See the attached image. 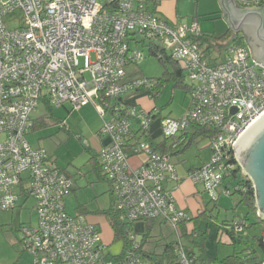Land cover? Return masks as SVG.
Returning a JSON list of instances; mask_svg holds the SVG:
<instances>
[{"label": "built area", "instance_id": "obj_1", "mask_svg": "<svg viewBox=\"0 0 264 264\" xmlns=\"http://www.w3.org/2000/svg\"><path fill=\"white\" fill-rule=\"evenodd\" d=\"M154 1L160 0H0V213L15 209L21 197L33 200L36 225L19 228L29 264H148L134 235L123 254L111 256L96 225L65 211L72 180L26 140L40 104L80 110L100 101L98 162L111 188V207L129 223L151 220L170 227L174 264H195L178 230L191 217L174 203L181 179L172 156L149 144L157 142L152 127L157 124L172 149L191 128L218 131L204 139L208 161L189 170L186 179L201 185L211 202L230 195L224 182L237 167L234 147L264 114V66L245 42L231 41L224 58L212 65L193 42L197 23L169 24L151 10ZM233 1L241 8H264V0ZM132 41L159 45L187 73L190 101L182 117L160 118L158 108L145 110L124 99L154 85L127 75L142 58ZM140 155L144 159L132 167L131 158ZM243 224L234 222L235 232Z\"/></svg>", "mask_w": 264, "mask_h": 264}, {"label": "rangeland", "instance_id": "obj_2", "mask_svg": "<svg viewBox=\"0 0 264 264\" xmlns=\"http://www.w3.org/2000/svg\"><path fill=\"white\" fill-rule=\"evenodd\" d=\"M192 21L197 22L198 33L200 34L215 33V35L218 36L220 33H223L225 21L219 16V14L213 16H199L194 20L184 19L182 23L190 24ZM168 23L171 25L174 24L173 22ZM142 39L143 38L139 35L138 40ZM130 46L133 49L141 51L142 58L137 62V64L126 69L127 75H131V77L135 76L146 78L149 80L165 77L164 79H166V82L161 89V94L155 100L150 99L147 92H137L135 94L131 93L126 95L124 99L130 104H137L139 107H143L145 110H149L152 107L159 108L160 118L178 119L182 117L188 108L190 92H187L182 87L176 86L173 80L168 79L169 76H165L166 74L171 75L173 72L171 64L167 63L164 66L156 57L151 56L148 51L147 42L144 44H137L132 41ZM224 54L225 52L223 50L212 51L211 56L212 58L217 59L224 56ZM80 65H82V59H80ZM183 76L185 83L190 84V79L186 72H183ZM138 100H141L142 103L138 102ZM65 107L68 108L69 112H66ZM102 108V104L99 100H93V102L87 107L81 108L82 110L71 109L70 105L50 109L45 104H41L33 116L36 118H42L45 121V125L42 130L29 134L30 136H28L27 139L34 147H37V139H42L43 142H45V145L48 144L50 148H53L54 146L57 149V154L53 158H58L59 161L66 163L70 157L77 155L80 151H82V145L86 142L85 138H89L91 136V131H94L93 133L95 135L97 131V133H99V130L103 125V120L99 115L98 109ZM107 118L108 116L106 115L105 119ZM61 129H68L72 133V136L68 137L67 141H64V138L62 137L64 134ZM155 129L156 126H153L151 129L153 131V139L160 142L163 140V136L160 131ZM200 141V138L195 139L185 155L180 157L172 156L173 162L178 163V167H180L182 163H179V161L183 158L185 160L184 163L187 164L191 161H195V156L199 153L201 154V158H204L207 154L209 155L206 148H202L201 150L199 149L200 147H198L196 142ZM135 159H144V156L140 155ZM234 183L235 182L231 183V187ZM77 184L80 187V190L78 191L80 199L88 205V208L90 209L89 211H107L110 209L112 201L110 200L107 192V185L105 183H96L94 176L88 175L86 178L78 179ZM205 196L208 198L206 194ZM74 205L76 206V202L74 200L73 193L71 192L64 198V206L65 211L72 216L76 215ZM226 205L229 209L232 206L230 202ZM32 206V200H28L24 202L22 211L15 209L12 212L0 213V221L4 223L3 225H7L4 228H0V264H11L13 261L14 249L9 243V234L11 233L13 236H17L15 231H17L21 225H34L37 222V215L35 211H33ZM238 207L239 209L235 211V214L243 215L246 213V209L244 207ZM224 214L225 211L222 210L218 221L216 219H212L211 221H199V233H205L206 237L204 242L205 252L212 258L223 259L232 255L234 252L240 253L243 248L240 244L233 246L225 235H221V238L217 239V224L222 221L225 216ZM226 216H228L229 219L231 218L232 213L230 210L226 211ZM104 218L101 219L103 224L101 225L103 229L100 234L101 239L106 236H108L109 239L111 238V243L106 248V253L111 256L119 255L122 250L123 243L121 240L114 239L113 231L108 222H106V218ZM146 225L147 222H145V220L136 222L133 225L136 241L140 242L142 239V235L146 231ZM169 231L170 227L167 225L159 227L157 224H153L149 238L147 239L145 245L148 246V248L150 247L151 249H154L156 253H160L162 250L161 244L166 241L171 242L174 239V234H170ZM259 231L260 227L258 226L255 229H246L242 231L239 236L244 240H251L252 236L258 234ZM8 232L10 233L8 234ZM198 239L199 234L195 239L182 238L181 241L185 246L192 247L193 241L198 242ZM17 249H19V247H17ZM196 252H198L197 248ZM30 259V255L26 253L24 254L22 260H24V263H28Z\"/></svg>", "mask_w": 264, "mask_h": 264}, {"label": "trees", "instance_id": "obj_3", "mask_svg": "<svg viewBox=\"0 0 264 264\" xmlns=\"http://www.w3.org/2000/svg\"><path fill=\"white\" fill-rule=\"evenodd\" d=\"M161 1L162 0L158 2L154 1L153 5L150 6L151 10L155 14H156V9ZM157 16L161 18L159 15ZM231 37L232 35L230 32H226L225 34L218 36V37H215L212 34L201 35L198 33L196 36H194L193 42L198 43V45L202 47V51L205 55V58L208 59L212 65H216L215 62L217 61V59L211 58L212 51H220V50L224 51L225 50L224 45L225 43L231 41ZM233 42L243 43L245 41H244V38L241 35H239L234 39ZM147 47H148L149 54L151 56L156 57L158 61L162 63L164 66L167 63L171 64L173 68V72L171 73V75L166 74L165 76H169L168 79L173 80L176 86L182 87L187 92H190L188 84L185 83L183 71L178 66V64L172 61L170 57L167 55V53L163 51L159 45L147 44ZM164 78L165 77L160 78V79H153L154 85L149 91L140 90L139 92H147L149 98L152 100H155L161 94V89L163 88V85L166 82V79ZM154 126H156L155 130H157V124H155ZM217 133L218 131L210 127L191 128L183 134L185 138L183 143L178 144V146L175 149L168 147L167 142L165 140H162L160 142H153L152 140H148V142L151 145V147L154 148L155 150H158L164 153H169L171 156H179V155L184 154L188 150V148L191 146V144L194 142L195 139L212 138L216 136ZM99 170L101 174L100 165H99ZM101 178L105 180L102 174H101ZM232 182H235V183L230 188V185ZM224 186L225 188L231 190L229 196L235 195L238 197V202L236 206L244 207L246 209V213H244L243 215H235L230 220L222 221L219 224L220 227L217 226V228H219V230L223 232L220 234L218 232V236L226 235L233 246H236L237 244L242 245L243 246L242 251L240 253L234 252L232 255L227 256L223 259L212 258L206 254L205 249H204V242L206 239L205 233H202V234L199 233L198 223L201 220H204V221H211L212 219L217 220V216H214V213L212 210H209V211L205 210L198 217L190 218L188 222L182 223L178 226L179 234L181 238L183 239H188V238L195 239L196 236L199 234L198 242L193 241L192 247H188L184 245L186 253L190 256H194L195 264H263L264 262V242H263L264 241V223L257 217L256 209L254 207V197H253L252 187L250 183L247 181V179L241 174L238 166L235 168V170L231 172V176L226 179V181L224 182ZM220 196H223V195H220ZM209 202L216 203L217 201L211 202L209 200ZM80 215H83L86 218V214L80 212ZM101 215H103L106 218V221L111 227L113 231L114 239L122 241L123 248H122L121 253L123 254V252L129 246H131L132 242L129 239V236L130 235L135 236V233L133 231L134 230L133 225L135 223L127 222L124 215L122 213L114 211L112 207H110V209H108L107 211L101 212ZM239 221L244 222V224L242 225V231L246 229H255L259 226L260 227L259 233L256 235H253L251 240L242 239V237L239 236L242 231L240 233H237L235 232L234 227H233V223L239 222ZM145 222H147L146 231L142 235V239L139 242L140 244L139 253L143 257V259L146 260L148 264H174L175 254L173 252V245L171 242H167L164 244L163 250L161 253L145 251L144 246L146 244L147 239L149 238L150 232L152 230V226L155 223V221L145 220ZM190 224L192 225L191 230L187 228L188 225ZM196 248L198 249V252H196Z\"/></svg>", "mask_w": 264, "mask_h": 264}, {"label": "crops", "instance_id": "obj_4", "mask_svg": "<svg viewBox=\"0 0 264 264\" xmlns=\"http://www.w3.org/2000/svg\"><path fill=\"white\" fill-rule=\"evenodd\" d=\"M156 14L168 22H173L174 23L173 25H176V24L189 25L186 23H182V21L184 19L194 20L199 16H211V15L213 16V15L219 14V16L223 18L222 6L218 0H162L156 9ZM193 22L194 21H192L191 23ZM225 23L223 26L224 27L223 33H220L218 36H221L225 34L226 32H229L228 24L226 21ZM210 34L214 35L215 37H218L215 35V33H210ZM201 35H204V34H201ZM223 58L224 56H222L221 58H217V61L215 63L218 64ZM213 59H216V58H213ZM138 102L142 103L141 100H138ZM65 110L66 112H69L68 108L66 107H65ZM32 123H33L32 129L26 135L27 142L33 149H44L47 152L50 159L56 165V167L60 169L66 176H68L72 180L71 192L73 193V197L76 202V206L74 205L75 213L80 214V212H82L86 214L87 220L90 223L96 225L99 228L100 234H101L103 231L101 227V225H103L101 219L104 218L103 215H101V212L103 211H100V210H97L95 212L89 211L90 209L88 208V205H86V203H84L80 199L79 192H78L80 190V187L77 184L78 179L86 178L88 175H92L94 176L96 183L103 182L107 185L106 186L107 192L109 194L110 200L112 201L110 185L108 184V182H106L105 180L101 178V174L99 170L98 153L102 147L103 142L99 138V135L97 133L98 131L96 132V135L93 133L94 131H91V136L89 138H85L86 142L82 145L83 147L82 151H80L77 155L70 157L68 159V162L64 163V162L59 161L58 158H53L57 154V149L54 146L53 148H50L48 144L45 145V142H43L42 139H37V147H34L31 145L27 137L30 136L29 134H32L38 130H42L45 125V121L42 118H36L32 116ZM61 130H63L64 135L62 134L63 135L62 137L64 138V141H67L68 137L72 136V133L68 129H61ZM200 142H196V144H198V147H200L199 149L201 150L202 148H206L209 152V155L207 154L205 155L204 158H201V154L199 153L197 156H195L196 157L195 161H191L187 164L184 163L185 160L183 158L182 160L179 161V163H182L180 167H178V163H174L176 167L177 175L181 179L178 185V188L173 193L174 203L176 207L187 212L191 218L198 217L205 210H208V211L212 210L214 215L217 216V221H218V218L222 210L225 211V214H224L225 216L223 217L222 221L230 220L235 215H241V214H235V211L239 209V207L236 206L238 202V197L236 198L235 195L220 196V198L217 200L216 203H210L208 198L205 196L202 186L193 185L189 180L186 179V176L189 170L203 166L209 159L210 151L207 147L206 141L204 139H201ZM185 153L182 155H179V157L185 155ZM135 158L136 157H132L130 160V164L132 167L138 166L139 163L142 161V159H135ZM170 186L172 185H169L168 187ZM230 188H231V185H230ZM28 200H31V199L21 197L19 201L17 202L15 209H19L20 211H22L24 202ZM228 202H230L232 205L230 209L226 207L227 206L226 204ZM33 207H34V202H33L32 209ZM15 209H13L12 211H14ZM228 210H230L232 213V216L230 219L228 218V216H226V211ZM12 211H9V212H12ZM220 223H218L217 226H219ZM3 224L4 223L0 221V228H4L5 226H7ZM154 224H157L159 227L163 226V224H160L158 222H155ZM28 225L35 226L36 223L34 225L32 224H28ZM187 228L191 230L192 225L191 224L188 225ZM169 232L171 234V231ZM218 232L220 234L223 231L219 230L218 228ZM9 233L10 232H8V234ZM15 233L17 236H13L10 233L8 237L9 243L14 249L13 261L11 264H29L31 259L28 263H24V260H22L24 257V254L26 253L23 252L21 245L19 243V240H20L19 229L15 231ZM219 238H221V236L217 235V239ZM101 241L107 248L111 243V238L109 239L108 236H106L105 238H102ZM165 243H167V241L161 244L162 250H163V246ZM17 247H19V249H17ZM144 249L146 252H155L154 249H151L150 247L148 248V246L146 245L144 246Z\"/></svg>", "mask_w": 264, "mask_h": 264}, {"label": "water", "instance_id": "obj_5", "mask_svg": "<svg viewBox=\"0 0 264 264\" xmlns=\"http://www.w3.org/2000/svg\"><path fill=\"white\" fill-rule=\"evenodd\" d=\"M218 1L231 42L241 35L253 59L264 66V8H241L233 0ZM247 35L253 42L247 41ZM234 159L252 187L257 217L264 223V114L241 136L234 147Z\"/></svg>", "mask_w": 264, "mask_h": 264}, {"label": "flooded vegetation", "instance_id": "obj_6", "mask_svg": "<svg viewBox=\"0 0 264 264\" xmlns=\"http://www.w3.org/2000/svg\"><path fill=\"white\" fill-rule=\"evenodd\" d=\"M247 41L250 43L253 42V39L250 37V35H247Z\"/></svg>", "mask_w": 264, "mask_h": 264}]
</instances>
